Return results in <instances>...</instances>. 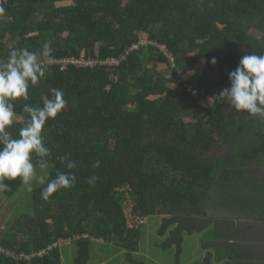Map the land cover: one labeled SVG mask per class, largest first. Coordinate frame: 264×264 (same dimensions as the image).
<instances>
[{
  "label": "trees",
  "instance_id": "obj_1",
  "mask_svg": "<svg viewBox=\"0 0 264 264\" xmlns=\"http://www.w3.org/2000/svg\"><path fill=\"white\" fill-rule=\"evenodd\" d=\"M0 7V64L12 49L27 48L45 68L38 84H29L28 100L13 101L7 130L19 138L29 122L23 106L43 107L53 88L67 101L43 127L48 178L34 190L33 211L4 228L0 264H64L59 245L37 254L59 239L75 244L74 264H88L93 238L120 245L131 264H145L134 253L138 225L152 215L163 218L159 234L168 235L161 246L177 248L175 264L186 232H204L206 253L194 264H241L236 219L253 208L248 167L264 162V120L217 95L244 55H264V0H0ZM142 38L164 43L174 61L146 46L118 66L47 63L119 57ZM255 130L262 137L253 141ZM224 144L232 150L219 153ZM32 162L40 164L35 154ZM59 173L74 174V185L43 200ZM6 184L8 197L22 185L19 177Z\"/></svg>",
  "mask_w": 264,
  "mask_h": 264
},
{
  "label": "clouds",
  "instance_id": "obj_2",
  "mask_svg": "<svg viewBox=\"0 0 264 264\" xmlns=\"http://www.w3.org/2000/svg\"><path fill=\"white\" fill-rule=\"evenodd\" d=\"M3 12L4 8L0 7V14ZM50 54V44L45 43L43 55L48 57ZM216 62L215 58L211 60L212 64ZM44 75L43 63L27 48L12 49L7 61L0 64V191L10 188L5 180L15 181L18 177L29 191L32 190L33 180L41 185L46 182V177H37L32 155L39 158L41 167L45 166L46 158L51 155L41 133L47 121L54 119L66 106L63 92L51 89L52 97L44 101L43 107L23 106V111L29 114V122L19 130V138H13L7 130L15 115L13 101L18 98L28 100L29 84L36 86ZM228 77L230 86L222 89L217 96L235 110L246 111L250 116L264 120V55H244ZM59 160L65 163V157H59ZM99 165L100 162L95 161L93 166ZM66 166L73 169L75 164L67 161ZM75 179L74 174L59 173L55 179L47 182L41 198L48 200L60 188L73 186ZM96 179L91 177L89 183H94Z\"/></svg>",
  "mask_w": 264,
  "mask_h": 264
},
{
  "label": "rangeland",
  "instance_id": "obj_3",
  "mask_svg": "<svg viewBox=\"0 0 264 264\" xmlns=\"http://www.w3.org/2000/svg\"><path fill=\"white\" fill-rule=\"evenodd\" d=\"M231 147L223 145L219 147V153L230 152ZM219 155V154H218ZM240 164V161H238ZM51 165L45 162V166L35 165L37 177L44 176L46 180ZM6 183V180H5ZM41 186L36 180L31 182L32 190L28 186L22 185L18 191L8 197L4 191H0V239L7 234L4 228H9L17 219L24 214L33 211V193L34 190ZM161 215H152L146 217L143 222L139 223V250L134 253V257L145 264H175L177 248L175 246L164 248L161 244L167 238V233L159 234L162 224ZM169 231V230H168ZM204 232L184 233L182 242V252L180 254L179 264H194L201 261L206 253V247L203 246ZM80 236H75L78 239ZM87 237V235L85 236ZM62 252L64 264H74L76 255V246L69 240H63L59 243ZM223 261H214V264H225ZM88 264H131L125 256V250L118 244L105 242L101 238H93L90 246V260Z\"/></svg>",
  "mask_w": 264,
  "mask_h": 264
},
{
  "label": "flooded vegetation",
  "instance_id": "obj_4",
  "mask_svg": "<svg viewBox=\"0 0 264 264\" xmlns=\"http://www.w3.org/2000/svg\"><path fill=\"white\" fill-rule=\"evenodd\" d=\"M249 130H246V132ZM257 131L255 138H252L253 141L255 139L262 137V134ZM252 142V141H251ZM244 145H241V139L237 141L235 147H233V154L237 159H240V148ZM232 150V148H231ZM230 150V151H231ZM240 161L241 169L246 170V159H242ZM249 170L253 171L251 175V179H254L252 184L254 202L252 211H249L248 216L238 215L239 218L236 219L238 222V231L239 236L234 241V244L237 247H244L242 249V254L240 253L239 261H243L241 264H248L251 262L252 264H261L264 262V162H260L259 159H254L250 161V165L248 167ZM255 195L257 197H255ZM260 199L262 201V205H258ZM252 200V198H251ZM256 205V206H255ZM260 209H259V207ZM252 249L254 251H252ZM254 255H259L257 258L253 257ZM263 259V260H262Z\"/></svg>",
  "mask_w": 264,
  "mask_h": 264
},
{
  "label": "built area",
  "instance_id": "obj_5",
  "mask_svg": "<svg viewBox=\"0 0 264 264\" xmlns=\"http://www.w3.org/2000/svg\"><path fill=\"white\" fill-rule=\"evenodd\" d=\"M148 47V46H156L159 48L164 54L170 56V60L173 62L174 57L173 55L169 52L167 46L164 43H159L154 40H150L149 38H142L138 42L134 43L132 46H130L129 49H127L124 53H121L119 57H108L106 59H95V58H90V59H80V58H72V57H66V58H60L56 60H48L47 63H55L58 64L62 67V69L68 67L69 65H75L79 67H93L95 65H109V66H118L122 60H124L127 55L136 49H139L140 47ZM63 240H69L70 239H59L57 242H54L53 244L48 245L47 248L42 249L39 251L37 254L39 256H42L45 254L47 251H51L54 248H56L59 243ZM28 258V257H27Z\"/></svg>",
  "mask_w": 264,
  "mask_h": 264
}]
</instances>
